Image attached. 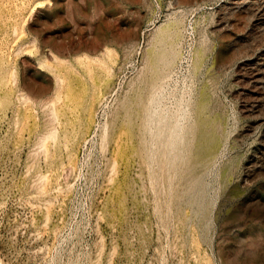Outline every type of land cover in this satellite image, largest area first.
<instances>
[{"label":"rangeland","instance_id":"374dc122","mask_svg":"<svg viewBox=\"0 0 264 264\" xmlns=\"http://www.w3.org/2000/svg\"><path fill=\"white\" fill-rule=\"evenodd\" d=\"M0 264H264V0H0Z\"/></svg>","mask_w":264,"mask_h":264}]
</instances>
